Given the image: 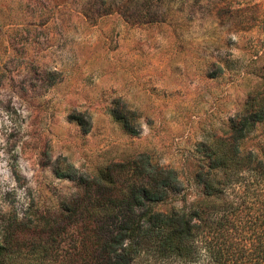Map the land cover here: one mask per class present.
Masks as SVG:
<instances>
[{"label": "rangeland", "instance_id": "374dc122", "mask_svg": "<svg viewBox=\"0 0 264 264\" xmlns=\"http://www.w3.org/2000/svg\"><path fill=\"white\" fill-rule=\"evenodd\" d=\"M263 97L264 0H0V244L22 256L108 168H171L182 190L153 206L191 205L199 143L223 150ZM242 140L264 158V119Z\"/></svg>", "mask_w": 264, "mask_h": 264}, {"label": "trees", "instance_id": "16d2710c", "mask_svg": "<svg viewBox=\"0 0 264 264\" xmlns=\"http://www.w3.org/2000/svg\"><path fill=\"white\" fill-rule=\"evenodd\" d=\"M249 109L223 150L199 143L214 154L209 169L196 173L203 194L191 205L169 212L153 206L182 190L171 168L138 162L127 176L111 168L80 176L86 190L58 214L42 216L48 237L22 256L0 244V264H264V158L241 148L249 128L264 119V97ZM113 111L132 131L133 114Z\"/></svg>", "mask_w": 264, "mask_h": 264}]
</instances>
